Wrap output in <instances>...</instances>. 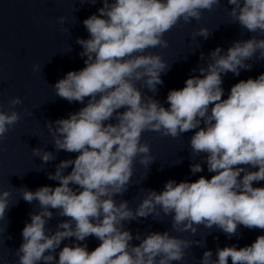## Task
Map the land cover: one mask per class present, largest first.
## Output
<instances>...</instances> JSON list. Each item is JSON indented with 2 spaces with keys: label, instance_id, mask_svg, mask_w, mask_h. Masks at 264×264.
I'll return each instance as SVG.
<instances>
[{
  "label": "clouds",
  "instance_id": "obj_1",
  "mask_svg": "<svg viewBox=\"0 0 264 264\" xmlns=\"http://www.w3.org/2000/svg\"><path fill=\"white\" fill-rule=\"evenodd\" d=\"M96 4L98 0H79ZM99 15L83 21L88 39L76 43L86 57L85 67L69 71L53 89L55 95L69 103H84L68 118L46 122L56 151L78 153L75 159L62 160L49 180L56 187L42 186L35 191L23 188L22 198L38 201L39 211L30 213V223L22 229L23 242L16 250L17 264H172L183 261L186 250L200 241H190L168 231L150 232L138 245L125 221L147 218L154 220L161 213L171 216L176 233L195 235L198 227H213L228 238L238 235V226L264 230V187L253 182L264 181V73L257 78L234 84L222 99V74L239 76L240 70H251L246 63L264 60V38L252 35L237 40L224 52L219 46L209 53L207 67H199L200 75L191 76L179 90H170L165 108L159 100L142 92L147 88L157 93L163 84L161 74L171 65L152 48H167L165 33L179 24L199 21L205 10L219 7L221 0H102ZM234 23L253 34L264 35V0H228ZM63 24L65 17L58 18ZM196 36L208 39L211 33L200 28ZM71 51V49H70ZM258 53V55H257ZM204 59V54H200ZM34 71L40 70L39 65ZM196 72L197 69H192ZM140 85L137 87V85ZM20 97L9 100V111L0 102V141L21 119L16 106ZM124 111H119L120 109ZM116 123H106L111 120ZM203 124V126H201ZM198 129V130H197ZM197 130L190 138V158L201 154L207 170L215 173L210 179L200 176L189 182L168 180L161 192L145 190L135 209L129 202L114 197L127 192L134 173V162L147 168L155 161L151 147L142 142L145 131L177 138ZM44 164L56 159L53 152L32 149ZM178 161L177 163H181ZM175 163V164H177ZM71 166L69 174L64 170ZM250 168H258L250 171ZM42 170V169H41ZM39 170V171H41ZM191 173L203 171L200 163L190 164ZM243 173L242 178L241 174ZM70 185L77 187L73 188ZM10 190L0 191V220L7 219ZM17 203V202H16ZM56 215L65 217L55 231L46 227ZM94 236L99 245L89 251L86 238ZM75 238L76 243L62 241ZM11 239V237H9ZM217 259L207 250L200 264H264V235L248 246L217 248ZM3 264L7 260L0 256Z\"/></svg>",
  "mask_w": 264,
  "mask_h": 264
}]
</instances>
